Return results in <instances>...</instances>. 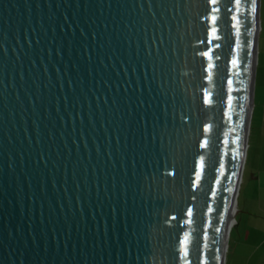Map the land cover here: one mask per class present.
<instances>
[{
    "label": "water",
    "instance_id": "95a60500",
    "mask_svg": "<svg viewBox=\"0 0 264 264\" xmlns=\"http://www.w3.org/2000/svg\"><path fill=\"white\" fill-rule=\"evenodd\" d=\"M258 16L0 0V264H223Z\"/></svg>",
    "mask_w": 264,
    "mask_h": 264
},
{
    "label": "rangeland",
    "instance_id": "374dc122",
    "mask_svg": "<svg viewBox=\"0 0 264 264\" xmlns=\"http://www.w3.org/2000/svg\"><path fill=\"white\" fill-rule=\"evenodd\" d=\"M263 65L264 0H259L253 103L235 198L236 211L226 239L223 264H264V137L259 126L261 119L258 118L260 86L261 82L264 83Z\"/></svg>",
    "mask_w": 264,
    "mask_h": 264
},
{
    "label": "crops",
    "instance_id": "0c3cea01",
    "mask_svg": "<svg viewBox=\"0 0 264 264\" xmlns=\"http://www.w3.org/2000/svg\"><path fill=\"white\" fill-rule=\"evenodd\" d=\"M262 73H263V79H264V65H263ZM258 101H259V103H258V106H259V114H258V116L259 117L258 118L261 119V121H260L261 125H259V126H260V129H261L262 137H264V83L263 82H261ZM253 119H254V116H253Z\"/></svg>",
    "mask_w": 264,
    "mask_h": 264
},
{
    "label": "bare ground",
    "instance_id": "6f19581e",
    "mask_svg": "<svg viewBox=\"0 0 264 264\" xmlns=\"http://www.w3.org/2000/svg\"><path fill=\"white\" fill-rule=\"evenodd\" d=\"M239 181V180H238ZM237 182V181H236ZM236 191V190H235ZM235 191H234V195H233V198H232V203H231V206L229 208V214L230 215H233L236 211V207H235ZM237 194V193H236ZM233 224V220L230 219L228 221V224H227V228H226V232H225V235H224V240L226 239V235H227V230L228 228ZM225 243V242H224ZM225 249V244H224V247H223V250Z\"/></svg>",
    "mask_w": 264,
    "mask_h": 264
},
{
    "label": "snow or ice",
    "instance_id": "6c2138e0",
    "mask_svg": "<svg viewBox=\"0 0 264 264\" xmlns=\"http://www.w3.org/2000/svg\"><path fill=\"white\" fill-rule=\"evenodd\" d=\"M215 2H216V0H212V3H215ZM232 63H233V65H236L237 60H233ZM229 83H231V82H229ZM189 215H191V212H189Z\"/></svg>",
    "mask_w": 264,
    "mask_h": 264
}]
</instances>
